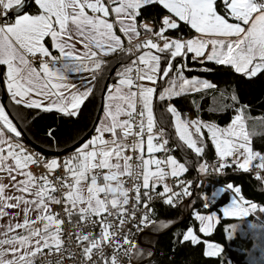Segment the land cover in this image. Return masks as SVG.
Segmentation results:
<instances>
[{
  "label": "snow or ice",
  "instance_id": "obj_1",
  "mask_svg": "<svg viewBox=\"0 0 264 264\" xmlns=\"http://www.w3.org/2000/svg\"><path fill=\"white\" fill-rule=\"evenodd\" d=\"M148 8L159 11L145 16ZM181 24L189 29L186 38L169 34L179 33ZM189 54L248 80L264 76V0H0V85L19 119L27 122L30 114L20 109L78 117L106 80L105 69L116 65L113 83L103 85L102 115L63 158L26 147L15 118L0 104V264H124L122 257L153 256L131 236L169 228L171 221L154 218L157 204L175 208L191 195L192 183L180 178L186 162L171 154V136L155 114L157 100L170 114L175 137L197 156L211 141L218 157L213 171L254 168L255 179L264 182V151L254 147V138L264 139V116L246 115L248 106L235 92L234 115L223 126L183 119L168 102L189 87L216 88L184 77L182 61ZM177 57L180 63H174ZM85 72L91 79L80 87L69 81V73ZM250 120L261 127L249 129ZM209 167L204 162L199 170ZM227 189L233 195L220 209L224 217L264 213L239 186ZM204 200L207 208V194ZM194 217L204 235L219 223L216 213ZM175 236L174 244L203 243L206 258L222 252L221 245L201 241L193 226Z\"/></svg>",
  "mask_w": 264,
  "mask_h": 264
},
{
  "label": "trees",
  "instance_id": "obj_2",
  "mask_svg": "<svg viewBox=\"0 0 264 264\" xmlns=\"http://www.w3.org/2000/svg\"><path fill=\"white\" fill-rule=\"evenodd\" d=\"M27 10L35 11L34 7H29ZM158 11V8H148L144 15L153 16ZM180 29L179 33L172 31L171 35H182L186 38L189 29L183 24L180 25ZM180 62V57L174 61V63ZM182 62L184 64L182 71L188 78L197 77L216 85L213 92L181 96L168 101L177 108L182 117H187L189 120L214 121L223 126L234 115L235 106L230 98L233 92L238 95L241 104L248 106L246 109L247 115L250 114L254 117L264 116V76L248 80L234 73L232 69L226 66L215 65L211 62L201 64L198 61H193L191 54ZM115 66V63H113V65L105 69L106 80ZM114 78L115 75L112 77L111 83H113ZM106 80L101 81L100 85L95 88L94 95L82 105L79 116L73 118L56 113L55 110L43 112L41 110L20 109L19 111L22 114L30 113L27 122H25L19 119L17 116L18 109L8 97L7 107L22 131L21 141L23 144L30 146L35 152L41 153L48 158L68 154L74 145H78L79 142L90 136L100 110L104 90L103 85ZM221 92L224 93L223 98L220 97ZM214 97L216 98L215 104H213ZM156 105L155 114L158 121L164 124L167 133L171 136L169 145L175 152V157L181 162H186L188 170L185 174L198 173L201 163L217 157L214 146L207 139L205 140V151L202 156H197L193 150L186 148L183 142H180L175 137L174 128L169 125L170 114H167L166 106L162 105L158 100ZM210 105L220 110L209 111ZM224 105H228V107L224 108ZM37 112H39V115H37ZM257 128L259 129L260 127ZM49 129L53 130L52 137L46 135ZM254 147L256 150L264 151V139L254 138ZM219 182L226 187L229 183L239 186L241 195L246 200L264 206V182L255 179L249 172L240 171L239 174H229L219 179ZM204 195L202 190L192 197L193 206L191 209L201 208L203 210ZM229 202L230 194L225 193L216 204L210 208H205L208 209L205 210L207 212L217 211L220 214V222L211 235L204 236L199 234L201 241L215 242L222 246V256L216 258L203 256V243H198L197 245H192L190 242H185L182 245L174 244L175 234L183 232L188 226H192L191 210L188 214H185L180 205L175 208L161 206L155 219L171 221V226L180 222L182 217L186 216V219L171 232L155 239L154 246L157 250V256L150 264H229L230 262L232 264H246V253L249 247H246V242L249 240L238 236L235 239H228V228L233 223V220L223 218L220 212V208ZM195 226L197 225L195 224ZM196 231H198L197 228Z\"/></svg>",
  "mask_w": 264,
  "mask_h": 264
},
{
  "label": "rangeland",
  "instance_id": "obj_3",
  "mask_svg": "<svg viewBox=\"0 0 264 264\" xmlns=\"http://www.w3.org/2000/svg\"><path fill=\"white\" fill-rule=\"evenodd\" d=\"M90 79H91V77L89 78L88 76L83 77V78L78 77L76 81H77V84L79 86H81V84L83 82L90 80ZM164 82L165 81H161V82H159V84L162 85ZM0 104H1V95H0ZM246 115H247V113H246ZM182 118L189 120L187 117L186 118L182 117ZM248 127H249V129H252L254 127L255 128L261 127V125L259 124L258 121H251L250 120ZM205 136H206V133H205ZM185 147L187 148L186 145H185ZM253 163H255V161ZM199 172H201V171H199ZM183 174H185V173H183ZM227 193L230 194V202H231V197H232L233 193L231 190H228ZM223 194H224V192L220 191L216 197H218V196L221 197ZM226 205H224V206H226ZM224 206H222V207H224ZM190 210H191L192 226L195 229L199 228V222L195 220L194 213H200L202 215H209L211 213H216L217 216L219 217V222H220V214L217 211L207 212L205 210H208V209H205V208H203V210L201 208H193ZM221 214L223 216L222 212H221ZM263 215H264V213L256 211L254 213H251L248 217L243 218V219L226 218L223 216V218H225V219L233 220V223L228 228V232H227L228 239H235L238 236V237H242L243 239L249 240L248 242H246V247L249 246L247 249V253H246V264H264V220H263ZM0 223H3V221H0ZM195 224L197 226H195ZM218 224L219 223H216L214 221L213 230L208 235H211L215 231V228L217 227ZM250 225H255L256 227H250ZM199 234H200L199 231H197L198 236H199ZM202 235H204V234H202ZM208 235H204V236H208ZM222 253H223V248H222V252H221L220 256H222ZM229 264H232V263L230 262Z\"/></svg>",
  "mask_w": 264,
  "mask_h": 264
},
{
  "label": "built area",
  "instance_id": "obj_4",
  "mask_svg": "<svg viewBox=\"0 0 264 264\" xmlns=\"http://www.w3.org/2000/svg\"><path fill=\"white\" fill-rule=\"evenodd\" d=\"M171 32L172 31H170V33H169L170 35H171ZM53 54L54 55H58L57 52H54ZM25 146L28 147L29 149H31L32 151H35L30 146H28V145H25ZM171 154L175 156V152L174 151H172ZM66 155L67 154H65V155H58V156H54V157L63 158ZM157 155L158 156H163L164 153H158ZM217 160H218V157H215L213 160L205 161V162L208 163V165L210 167H209V169H208L207 172H202L201 171V172H198L197 173V181H196V183H195L196 173H194V174H183L180 177L182 180L191 181L192 182L191 185L189 186V191H190L191 195H192V192H193V187H194V194H196V193H198V192H200L202 190H203V193L204 194H207V196L209 197V200H208L209 206L207 208L212 207L220 199L219 196L218 197H215L214 199L211 197V194L214 191H217V190H220V189H224V191H223L224 194L228 192L227 187L225 185L221 184L219 182V179H221V178H223V177H225L226 175H229V174H239L240 173V171H235V170H233V168H225L221 172H215V171H213L212 168H211V165H213L214 163H216ZM255 163H256V161H255ZM33 170L34 171H43V169H33ZM256 171L257 170L253 168L252 170L249 171V173L252 174L255 177V172ZM262 174H264V173H262ZM194 184H195V186H194ZM191 195H188V196H191ZM188 196H184L182 198V200L177 203L176 206H178ZM190 204H191V206H193L192 198L190 200ZM204 204H205V201H204ZM161 206H163V205L157 204V213L160 211ZM203 207H204V205H203ZM204 208H206V207H204ZM56 210L58 211L59 209L57 208ZM141 232L142 231H140V232H135L134 231V234L131 236V239L137 242L138 241L139 234ZM122 259L124 260V264H130L131 263V261H129V259L127 257H122Z\"/></svg>",
  "mask_w": 264,
  "mask_h": 264
},
{
  "label": "water",
  "instance_id": "obj_5",
  "mask_svg": "<svg viewBox=\"0 0 264 264\" xmlns=\"http://www.w3.org/2000/svg\"><path fill=\"white\" fill-rule=\"evenodd\" d=\"M28 3H31V0H28ZM116 67V66H115ZM114 67V68H115ZM113 68V69H114ZM111 71L110 76L107 78L106 83L111 84V79L112 77L115 75V72ZM0 91H1V102L2 104L6 107V110L9 112L8 107H7V92L6 89L0 85ZM106 95V92L103 90V94H102V98H101V106H100V110L98 112V115H102V111H101V107H102V103H103V96ZM10 113V112H9ZM15 122V121H14ZM97 122V121H96ZM95 122V123H96ZM197 181V173H196V180L195 183ZM195 186V184H194ZM194 187H193V192L191 196L186 197L179 205L181 206L182 210L184 211L185 214H188V212L191 209V205H190V200L191 198L194 196ZM186 217V216H185ZM185 217H182V220L176 224H174L173 226H171L172 224L169 225V228L167 229H161L160 231L156 232V231H150L149 229H144L138 237V241L137 244L139 245H143L142 244V237L144 236V234H148L151 235V238L144 240L145 243L148 244H155V237H160L166 233L171 232L172 230H174L177 226H179L180 224H182L185 221ZM141 248L145 249L146 251L149 250V248H147V246H140ZM153 252V256L152 257H148L147 255H144L142 258L137 259V257L135 255L132 256L131 258V263L130 264H150L157 256V250L155 248V246H152V249H150Z\"/></svg>",
  "mask_w": 264,
  "mask_h": 264
},
{
  "label": "crops",
  "instance_id": "obj_6",
  "mask_svg": "<svg viewBox=\"0 0 264 264\" xmlns=\"http://www.w3.org/2000/svg\"><path fill=\"white\" fill-rule=\"evenodd\" d=\"M49 44H50V42H49ZM78 47H79V45H78ZM177 58H179V57H177ZM113 59V61L115 60V58H112ZM212 63V62H211ZM173 75H175V73H172ZM183 75H184V77L185 78H187V79H189V80H191V79H193V78H188L185 74H184V72H183ZM68 76H69V81L71 82V83H74V84H76L77 85V87H80L78 84H77V78L78 77H91V75L89 74V73H87V72H85V73H69L68 74ZM195 79H197V80H203V79H200V78H195ZM159 82H161V81H159ZM179 83V82H178ZM162 85H166V81L162 84ZM213 90L214 89H201L200 91H193L192 89H191V87H189L188 88V90L187 91H185L184 93H182L180 96H178V97H181V96H188V95H194V94H198V93H207V92H213ZM107 94V93H106ZM178 97H173L172 99H174V98H178ZM171 101V100H170Z\"/></svg>",
  "mask_w": 264,
  "mask_h": 264
},
{
  "label": "flooded vegetation",
  "instance_id": "obj_7",
  "mask_svg": "<svg viewBox=\"0 0 264 264\" xmlns=\"http://www.w3.org/2000/svg\"><path fill=\"white\" fill-rule=\"evenodd\" d=\"M149 238H151V235H148V234H144V236L142 237V244L143 245H140V243H139V246H147V248H149V249H152V246H154L153 244H148V243H145L144 242V240H147V239H149ZM157 237H155V239H156Z\"/></svg>",
  "mask_w": 264,
  "mask_h": 264
}]
</instances>
